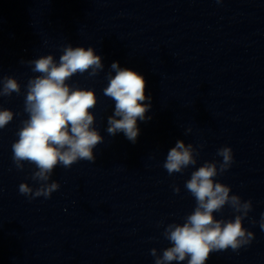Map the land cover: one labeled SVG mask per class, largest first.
<instances>
[{"label": "water", "instance_id": "95a60500", "mask_svg": "<svg viewBox=\"0 0 264 264\" xmlns=\"http://www.w3.org/2000/svg\"><path fill=\"white\" fill-rule=\"evenodd\" d=\"M68 44L102 58L97 75L77 73L67 83L94 90L93 127L103 142L95 161L54 168L48 182L59 188L49 198L30 199L19 184L39 187L31 179L37 169L23 162L18 170L11 145L28 119L27 82L39 73L22 61L51 54L58 62ZM114 61L143 75L151 96V119L137 121L135 143L106 131L115 102L103 89ZM3 76L15 78L20 93L0 96V108L14 113L0 129V264H155L151 249L159 256L172 246L164 228L195 207L185 182L205 161L219 168L225 146L233 162L214 180L251 201L242 226L253 239L212 252L205 264H264V0H0ZM177 140L199 155L169 175L163 164ZM237 214L227 204L213 213Z\"/></svg>", "mask_w": 264, "mask_h": 264}, {"label": "clouds", "instance_id": "9594fccd", "mask_svg": "<svg viewBox=\"0 0 264 264\" xmlns=\"http://www.w3.org/2000/svg\"><path fill=\"white\" fill-rule=\"evenodd\" d=\"M22 63H27L31 71L39 75L29 78L26 85L24 111L28 119L21 121L18 139L11 145L12 159L18 170H23V162L37 169L32 172L31 179L39 187L33 190L28 184L20 183L19 193L30 199L41 196L47 199L59 188L56 181L48 182L58 164L69 168L78 160L95 161L93 149L103 142V137L93 127L91 109L97 103L95 92L70 86L67 81L77 73L95 76L104 65L91 46L70 44L62 46L58 62L48 54ZM106 79L108 84L103 93L115 102L113 114L107 117L106 131L109 135L122 132L135 143L139 135L137 121L151 119L145 115L151 108V96L145 95L146 81L143 75L120 67L115 61ZM14 92L20 93L17 80L11 76L0 77V96H10ZM13 116L11 110L0 108V129L5 128ZM194 153L199 155L192 144L185 145L177 140L167 152L163 167L169 175L181 173L197 163ZM217 155L222 157L219 168L217 161H205L185 182V188L195 198V207L182 224L173 222L164 228L163 236L172 246L159 256L155 248L151 249L155 264H171L172 261L205 264L212 252L229 248L237 251L253 239V233L242 226V220L252 208L251 201L242 202L238 195H229L230 187L214 180L231 166L232 149L221 147ZM173 191L179 193L180 189L174 187ZM226 204L239 214L232 220L216 219L213 213L220 212ZM259 223L264 230V214Z\"/></svg>", "mask_w": 264, "mask_h": 264}]
</instances>
